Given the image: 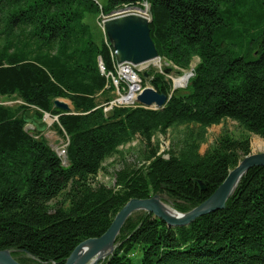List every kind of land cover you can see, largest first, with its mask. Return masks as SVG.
<instances>
[{
    "label": "trees",
    "instance_id": "1",
    "mask_svg": "<svg viewBox=\"0 0 264 264\" xmlns=\"http://www.w3.org/2000/svg\"><path fill=\"white\" fill-rule=\"evenodd\" d=\"M143 4L168 66L140 77L170 100L162 110L105 112L116 96L99 62L113 72L116 58L86 18ZM195 59L187 87L173 91L168 76L191 70ZM0 96L21 102L0 104V251L21 264H65L130 200L159 196L186 214L251 154L248 137L224 134L201 155L199 133L166 159L153 148L155 133L179 124L203 133L232 120L264 139V0H0ZM45 115L58 118L52 129L67 143V165L43 135ZM138 137L150 147L147 162L118 172L114 188L95 185L106 161ZM100 264H264V167L247 173L224 210L187 227L134 213Z\"/></svg>",
    "mask_w": 264,
    "mask_h": 264
},
{
    "label": "water",
    "instance_id": "2",
    "mask_svg": "<svg viewBox=\"0 0 264 264\" xmlns=\"http://www.w3.org/2000/svg\"><path fill=\"white\" fill-rule=\"evenodd\" d=\"M134 8L141 13H146L148 4H143V7L134 6ZM126 10L127 8H122L119 11L113 12L112 15L115 16L103 22L105 35L114 50L117 62L119 64H130L134 67H144L145 65L154 64L158 59L161 60L151 37V18L142 14H122ZM144 76L147 77L148 74L145 72ZM187 77L189 82L190 78L193 77V68ZM177 89L174 82L173 91ZM169 100L170 98L167 95L159 94L152 87H146L138 95L136 102L146 109L162 110ZM55 106L65 112H70L73 109L69 104L61 100H56ZM47 116L45 115V118ZM55 119L52 122L58 120V118ZM257 167H264L263 152L244 157L238 166L229 172L225 181L208 200L186 214L180 213L173 208L176 216L166 213L163 208L165 204L159 196L147 200H130L116 215L105 234L99 238L88 239L79 244L65 264L102 263L107 257L113 254L116 248L117 238L123 226L136 212L145 211L151 213L163 220L167 226L177 228L187 227L200 217L224 210L227 202L235 194L242 179L250 170ZM0 264L21 263L13 257L11 251H0Z\"/></svg>",
    "mask_w": 264,
    "mask_h": 264
},
{
    "label": "rangeland",
    "instance_id": "3",
    "mask_svg": "<svg viewBox=\"0 0 264 264\" xmlns=\"http://www.w3.org/2000/svg\"><path fill=\"white\" fill-rule=\"evenodd\" d=\"M100 6L105 5L107 0H95ZM149 9V6H148ZM149 12V10H148ZM86 22L91 25L95 35L99 34V29L104 34V30L102 27V16L96 17L94 15H88L86 18ZM99 28V29H98ZM199 63L198 59H195L192 63L191 69L195 68ZM161 66L157 64L145 65L144 67H139L142 70V73L148 72L149 70H157L161 71L165 66H168L165 62L159 61ZM191 70L183 72L182 75H178L176 73L168 76L169 80L174 82L188 75ZM185 87H181L178 89H185ZM151 87L149 82L143 88ZM177 88V87H176ZM113 94L116 96V92ZM71 107V103L68 100H61ZM0 104L3 106H18L21 104L17 98H8L0 96ZM155 108V107H153ZM52 120H56L52 116L48 115L47 118H44V123L46 124V128L43 129V135L45 139L48 141L49 145L58 152L61 150L64 145H66V141L57 133V131L52 129V125L54 122ZM33 122H30L28 129H33ZM203 130L200 126L195 124H179L172 127L166 134L155 133L152 138L153 148L157 149L158 155H163L166 159L169 158V151L176 152L179 151L182 147V143L185 140V137L188 134H193L194 136H198V134H203L202 138H198V142L200 143L199 153L204 155L210 148H212L217 140L224 134H228L233 138H244L248 137L251 143V154L264 153V139L254 134L248 133L244 128L240 127L236 122L232 120H225L219 125H214L212 127L206 128L203 133ZM150 151V147H147L145 141H143L140 137L134 139L128 144L120 146L118 151L114 156L106 161L104 164V169L98 174L96 177L94 184H103L106 187L114 188L116 186V174L122 170L129 168L140 167L147 162V156ZM250 154V155H251ZM246 157V156H245ZM243 159V158H242ZM241 159V160H242ZM64 165H67V159L62 157ZM165 205L169 206L171 209L173 208L168 203L164 202ZM174 209V208H173ZM175 210V209H174Z\"/></svg>",
    "mask_w": 264,
    "mask_h": 264
},
{
    "label": "built area",
    "instance_id": "4",
    "mask_svg": "<svg viewBox=\"0 0 264 264\" xmlns=\"http://www.w3.org/2000/svg\"><path fill=\"white\" fill-rule=\"evenodd\" d=\"M124 8H127V10L122 12V14H142L148 18H151L148 12L149 10L148 8H147L146 13H141L137 11L134 8V6L133 7L126 6ZM112 14L106 17H102V27H103V22L105 20L115 16ZM103 30H104V27H103ZM106 41L108 42L107 37H106ZM113 57H115V54H113ZM99 67H100V71L102 75H105L111 81L112 86L114 87V91L116 92V99L112 101L109 106L105 108V112H108L113 107H120V106L129 107V106L136 105L137 104L136 95L141 94L142 91L144 90L142 79L140 77V73L142 72V70L139 67H134L130 64H119L117 62V59L114 65L113 72H106L104 64L101 60L99 62ZM66 147H67V143L66 145H64V147L61 150L57 152L61 159L62 157H65L67 159Z\"/></svg>",
    "mask_w": 264,
    "mask_h": 264
},
{
    "label": "bare ground",
    "instance_id": "5",
    "mask_svg": "<svg viewBox=\"0 0 264 264\" xmlns=\"http://www.w3.org/2000/svg\"><path fill=\"white\" fill-rule=\"evenodd\" d=\"M159 61H160L159 59L156 60V61L154 62V64H157L158 66H161V65L159 64ZM187 82H188V77H187V75H186L185 77H183V78H181V79H179V80L176 79V81H175V85H176L177 88H181V87H184V86L187 84ZM137 96H138V94L136 95V98H137ZM163 208H164V211H165L166 213H168V214H170V215H173V216H176L175 211H174L173 209H171L169 206L165 205Z\"/></svg>",
    "mask_w": 264,
    "mask_h": 264
}]
</instances>
